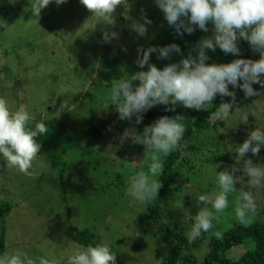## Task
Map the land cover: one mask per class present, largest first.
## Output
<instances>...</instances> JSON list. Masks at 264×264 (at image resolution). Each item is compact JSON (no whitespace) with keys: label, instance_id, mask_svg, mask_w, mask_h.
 I'll list each match as a JSON object with an SVG mask.
<instances>
[{"label":"rangeland","instance_id":"rangeland-1","mask_svg":"<svg viewBox=\"0 0 264 264\" xmlns=\"http://www.w3.org/2000/svg\"><path fill=\"white\" fill-rule=\"evenodd\" d=\"M120 2L112 13L113 20L107 25L79 0H67L59 6L50 3L39 16L32 14L35 0H0V22L4 25L0 27V97L8 101L10 112H15L21 104L27 106L26 110L30 112L28 127L38 121L47 126V134L36 138L41 145L40 158L33 162L32 175L7 169L5 162L0 160V230L3 228L5 236V253L12 254L21 249L34 260L44 256L66 264L72 250V244L68 242L79 245L73 239L74 234L88 229L99 235L98 243L107 244L115 262L157 264L156 260L162 259L164 264L171 242L160 234L153 236L154 226L151 225L150 229L142 216L146 212V203L133 204L125 195L127 181L134 174L147 171L149 161L144 159V148L130 141L119 143L117 138L123 132L120 128L122 121L118 120L116 111H112L113 107L107 110L103 107L108 88L103 87L95 93L89 87L92 78L88 80L89 76L85 74L94 76L98 68L124 69L121 74L127 78L137 71H146L147 66L139 69L134 63L138 47H163L172 43L180 46L181 52H173L167 59H157L156 53L151 54L149 62L158 69L178 63L189 53L195 57V44L201 38L212 36L213 26L211 23L207 25L208 32L197 29L191 35L177 36L153 0ZM142 13L154 20L148 26L147 34L139 37L130 31L129 18L139 20ZM105 31H115L119 38L103 43L101 34ZM237 44L242 55L244 49ZM207 54L210 59L206 63L209 64L228 63L237 58L225 55L219 49ZM261 91L262 95L249 98L242 94L243 103H235L229 118L222 120L226 122L222 141L227 148L224 155L220 156L221 152L215 146L211 148L215 152L213 155L207 147L201 154L203 161L196 162L193 170L178 175L184 186L183 197L162 205V221L167 219L170 222L177 215L184 214L182 220L191 225L192 216L198 211L195 197L215 190V171L231 166L242 168L244 159H251L254 165L264 164V148L256 156L246 153L239 165L235 157L236 146L247 138L250 131L257 127L264 130V90ZM86 94L98 95L94 104L83 98ZM217 97L207 109L214 106ZM180 109L183 113L179 114L185 117L186 124L191 121L190 115L197 111L182 106ZM247 113V122H244ZM92 114L96 117L90 119ZM84 116L93 122L94 127H103L104 137H91L90 145H83L86 140L65 139L76 134L71 131L73 128L77 133H86V127L79 122ZM53 121L56 125H52L50 131V122ZM126 126L131 128L128 121ZM237 138L241 141L237 142ZM215 141L214 136L212 143ZM99 148L103 161L94 156ZM109 172H115L110 176L117 180V185L105 189L102 186L106 181L110 182ZM236 175L242 178L236 181L235 187L247 190L248 178L243 177L242 172ZM157 177L152 179L157 180ZM185 187L190 190L186 191ZM190 191L191 195H187ZM251 191L258 211L250 222L263 218L264 187ZM237 196L238 192L228 194L229 207L218 221H213V229L202 235L210 236L217 230L222 233L234 224H240L235 221L232 211ZM182 202L186 209L181 206ZM246 243V246L229 250L227 258H239L252 245L250 241Z\"/></svg>","mask_w":264,"mask_h":264},{"label":"clouds","instance_id":"clouds-1","mask_svg":"<svg viewBox=\"0 0 264 264\" xmlns=\"http://www.w3.org/2000/svg\"><path fill=\"white\" fill-rule=\"evenodd\" d=\"M67 0H35L32 5L33 16L40 15L42 9L50 3L57 6ZM155 6L163 13V18L172 27L177 36L191 35L199 29L208 32L211 23L213 35L201 38L194 46L195 57L191 53L178 63L168 64L158 69L150 63L151 54L156 53L157 59H167L170 54L181 52L180 46L172 43L163 47L150 46L137 48V59L134 61L139 69L128 75L127 79H118L108 89V96L103 105L107 110L110 106L118 114V120L140 124L143 114L150 109L163 105L165 112H175L176 106L197 111L206 110L219 95L221 103L212 111L209 120H227L236 103L235 91L239 88L245 98L260 96L264 90V0H153ZM93 15L99 16L101 23L113 20L112 13L121 5L120 0H79ZM186 18V19H185ZM130 31L144 37L152 21L145 13L139 20L131 19ZM0 22V27H3ZM115 31L101 34L103 43L118 39ZM248 43L254 53L259 54L258 60L236 58L228 63H206L210 57L208 52L219 49L225 55L241 57L237 41ZM138 84H134L137 82ZM259 86L254 89L253 85ZM230 100L225 101L223 98ZM27 106L19 105L15 112H10L8 101L0 97V160L5 162L7 169H15L20 174L30 176L34 168L33 162L39 161L41 145L38 136L47 134V126L38 121L28 127L30 112ZM247 113L244 122H247ZM254 116L255 114L252 113ZM186 132L185 117L161 116L150 125L137 132L135 128H125L118 136L119 143L130 141L144 148V159L148 160L147 171L134 174L126 183V197L133 204L143 205L156 199L161 182L152 177L161 176L164 170V158L174 151L182 150ZM264 148V130L257 127L247 134V138L235 148L236 164L239 165L246 153L256 156ZM248 178L247 190L235 187L236 181ZM215 190L195 197L198 211L192 216V223L186 233L187 242L192 244L202 233L213 229V221L229 207L228 194L238 192L232 209L235 221L248 226L250 219L257 214V205L252 188L264 187V164H253L251 159H244L242 168L231 166L223 171H215ZM183 207V202L181 204ZM187 215L188 211H187ZM191 216V215H190ZM216 239H222L220 231L212 232ZM67 256L66 264H115V256L104 242L94 246L75 245ZM163 264V260H156ZM0 264H60L57 259L39 256L35 260L25 251L16 249L12 254H0Z\"/></svg>","mask_w":264,"mask_h":264},{"label":"trees","instance_id":"trees-1","mask_svg":"<svg viewBox=\"0 0 264 264\" xmlns=\"http://www.w3.org/2000/svg\"><path fill=\"white\" fill-rule=\"evenodd\" d=\"M148 17L151 21L154 20L153 18L151 19L150 16ZM155 19L158 20V17ZM237 42L244 49V53L241 55V57L237 58L252 60L259 59V54L254 53L246 41L238 40ZM115 56L117 55L115 54ZM115 63L119 65L120 62ZM96 71L97 74L94 76H92L91 73L85 74L86 76H89L88 80L92 78V86L89 85V87L93 89L95 93L100 91L103 87L110 89L113 82L118 79H127L126 76L121 74L124 69L114 71L98 68ZM85 87H88V85L86 84ZM253 88L259 90V86L256 84L253 85ZM229 90H235L236 104H242L243 101L241 95L243 92L239 88L232 89L231 86H229ZM93 94H86L83 98H85V100H89L90 104H94L98 98V95L95 94L93 96ZM223 99L225 101L230 100L228 97H224ZM220 103L221 97L218 95L217 100L212 108L196 111L190 115L191 121L186 124V132L182 141L185 146L182 150L174 151L168 157L164 158L163 174L157 177V181L161 182L162 186L158 191L156 199L147 202L145 205L146 212L144 214L142 213L143 218L149 224L148 227L152 229L151 225L154 226V229L152 230L153 236L160 234L164 240H169L171 242V248H168L169 250L164 256V264H264V203H262L263 205L261 204L263 207L261 212L263 218L249 222L248 226L234 224L229 229L221 233L222 239L219 240L216 239L214 235L206 236V234H204L201 235V237H199L195 242L189 244L187 242L186 233L189 230L190 225L186 221L182 220L184 214L179 216L177 215L176 218L172 219L170 222H168L167 219H163L162 221V205L176 201L178 197L180 199L183 197L181 192L184 186L182 183H180L181 181L178 179V175L184 171L193 170L196 162L203 161L204 158L201 154L207 147V150H210L213 155L215 152L214 150H211V148L214 146L220 150V156H223L224 152L227 150L224 143L222 142L224 137L223 131L226 130L224 129V127H226V122L222 120H209L210 113L215 111ZM164 107L165 106L163 105H158L150 109L147 113L143 114V120L140 124H135V118H133V121L130 123L131 128H135L137 132H141L145 126L150 125L154 120L161 116H174L179 114V112L183 113L179 105L176 106L175 112H165ZM112 111H115L114 107L112 108ZM95 117L96 114H92L90 119ZM90 119L84 116L79 121L86 127L85 134L81 132L77 133V130L73 128L71 131L73 133L76 132V134L70 135L65 139L77 142L86 140L83 145L86 143L90 145V142H92L90 139L91 137L94 139L103 138V127H100L96 124L95 125L98 126V128L94 127L93 122L90 121ZM52 125H56V123H54V121L53 123L50 122V131L53 130ZM66 126L68 128V125ZM120 128L123 130L127 128L126 121H122ZM233 134L235 135L237 133L234 132ZM85 135L86 138L84 139ZM214 136L216 137L217 141L212 143L214 141ZM61 137H64V135ZM239 141L241 140L238 139L237 142ZM99 150L101 149L99 148L98 151L95 152L94 156L98 161H103V155H99ZM84 162H87V159ZM112 173L115 172H109L107 175L110 176ZM62 177L63 174H61V178ZM186 179L188 180V178ZM109 181L110 182L106 181L102 188L109 189L110 187L112 188L114 185H117V182H115L117 180H115L113 177H111ZM185 190L189 191L190 189L185 187ZM187 195H191V191ZM183 206L184 209L187 208L186 204ZM168 223H171V225ZM73 239L79 245L87 246L91 244L94 246L99 241V235L96 232L84 229L82 231L76 232L73 236ZM247 241H250L252 245L250 248L248 247L239 258L235 260L227 258L226 253L229 250L235 246H246ZM5 250V236L2 228L0 230V254H4ZM115 264L121 263L115 262Z\"/></svg>","mask_w":264,"mask_h":264}]
</instances>
